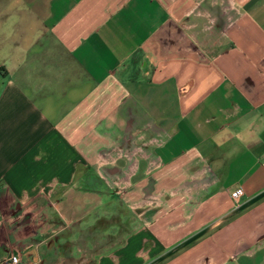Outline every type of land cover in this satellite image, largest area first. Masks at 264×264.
<instances>
[{
  "label": "crops",
  "instance_id": "obj_1",
  "mask_svg": "<svg viewBox=\"0 0 264 264\" xmlns=\"http://www.w3.org/2000/svg\"><path fill=\"white\" fill-rule=\"evenodd\" d=\"M110 226L117 264H264V0H0V264H110Z\"/></svg>",
  "mask_w": 264,
  "mask_h": 264
},
{
  "label": "rangeland",
  "instance_id": "obj_2",
  "mask_svg": "<svg viewBox=\"0 0 264 264\" xmlns=\"http://www.w3.org/2000/svg\"><path fill=\"white\" fill-rule=\"evenodd\" d=\"M110 190H111V192H113V190L115 191L116 190V187H115V185H114V183L113 182H111V187H110ZM63 210V212H64V210H65V214L66 215H70V214H72V212H71V208H70V206H61V207H59V210ZM79 209H80V207H79ZM95 211H94V214L95 215H97V214H102V215H104V216H108V217H111V221L113 222V223H116L117 222V225H118V222H123L124 221V219H125V217L124 216H126V221H128L129 223H127L128 224V226H126V231H125V235H127L130 231H131V228L133 227V225L131 224V219L129 220L128 219V215H129V213L128 212H126L125 210L123 211V209H120V210H112V209H110V210H107V211H105V210H100L99 209V207H97V206H94V208H93ZM62 210H61V214H63V212H62ZM55 214H59L58 213V211H56V213ZM60 218V217H59ZM63 218V217H62ZM121 222V223H122ZM71 222H69V224H70ZM86 224L87 223H83V226H86ZM111 227V226H110ZM73 229V228H72ZM71 228H69V227H67L66 225H65V227L63 228V230L61 231V235H63V236H67L69 233H70V231L72 230ZM123 229V227L122 228H120V234H122V230ZM74 230V229H73ZM110 234H111V237H109L110 238V240H109V242H110V245H111V247H110V256H111V260H110V264H117V254H116V251H115V249H117V248H119L122 244H120L119 245V243H117V241H118V236L116 235V234H119L118 233V228L115 226V227H111L110 228ZM86 234V233H85ZM86 235H89V236H92V235H94V233H92V234H86ZM121 239V238H120ZM82 239H79V245L78 246H80V248L81 249H84V247H86V241H85V239H84V241H83V244H82V241H81ZM88 246H90V247H92L91 246V244L88 242V244H87ZM113 247H115V248H113ZM71 248V246H65V245H62V247L61 248H59V246L57 245V244H55L54 242H52L51 243V245H50V249L51 250H54V251H63V250H68V249H70ZM121 250V249H120ZM123 250V249H122ZM115 251V252H114ZM118 251V250H117ZM64 252V251H63ZM83 263V262H82ZM47 264H70V261L68 260V259H65V258H61V257H59V256H57V257H53V258H51V259H48L47 260ZM78 264H80V261L78 262Z\"/></svg>",
  "mask_w": 264,
  "mask_h": 264
},
{
  "label": "built area",
  "instance_id": "obj_3",
  "mask_svg": "<svg viewBox=\"0 0 264 264\" xmlns=\"http://www.w3.org/2000/svg\"><path fill=\"white\" fill-rule=\"evenodd\" d=\"M244 190L242 187H238L235 191L232 192V197L235 200H238L241 196H243ZM21 263V255L19 252H12L6 257H4L1 261V264H20Z\"/></svg>",
  "mask_w": 264,
  "mask_h": 264
}]
</instances>
